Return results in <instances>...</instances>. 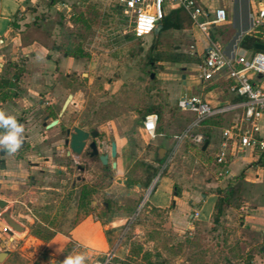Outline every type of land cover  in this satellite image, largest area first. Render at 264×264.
Returning <instances> with one entry per match:
<instances>
[{
    "label": "crops",
    "instance_id": "0c3cea01",
    "mask_svg": "<svg viewBox=\"0 0 264 264\" xmlns=\"http://www.w3.org/2000/svg\"><path fill=\"white\" fill-rule=\"evenodd\" d=\"M43 1L45 0H0V80L5 78V75L8 78L16 71L15 60L22 56L21 52L24 51L26 74L32 75L30 82L36 85L35 90H30V94L25 98L20 91V97L2 104L0 110L16 117L22 112L24 125H27L34 116V110L31 109L32 98L35 93H40L41 88L46 89L45 93L41 92L39 96L53 95L55 101L65 97L58 110L51 107L43 115L39 122V129L28 130L25 126L26 131L20 152L11 155L0 153V161L3 164L0 163V202L7 203L4 208L0 207V215L10 211L12 217L23 226V231H14V234L10 236L6 233L8 229L6 221L0 218V252L7 253L4 262L0 264H62L66 256L77 253H83L86 256V264H91L96 259L104 258L114 248L117 254L116 260L121 264H140L138 260L128 257L129 247L125 255H122L123 246H118V240L113 239L117 234L115 227L119 222H123L124 217L122 215L112 217L114 224L112 228L104 226L100 221L96 211L99 201L93 198L98 188L86 177L89 172L88 166L96 161L68 155L69 148L65 144L66 130L74 126L89 131L98 129L100 136L97 141L101 145V153L110 152V142L115 140L116 158H110L106 166V170L109 169L112 172L114 180L105 190L116 193L125 192L126 199L136 200L141 194V189L146 187L145 183L149 178L150 173L146 175V166L150 163L157 169L159 166L160 169L166 167L168 156L177 143L174 136L181 133L196 118L195 112L182 111L178 108L179 99L184 96L198 95L212 106L219 107L242 101L243 98L230 91V85L227 87V81L230 82V80L225 76L204 81L200 78L198 68L195 67V72H190L189 60L174 59L181 70L167 67L164 70L149 72L148 86L143 90L144 98L134 102L132 106L129 104L131 108L127 111L119 108L121 105H115L112 99H101L97 102L94 112L98 113L100 110L101 115L111 114L102 123L104 131L108 133V138H104L101 127L91 124L85 126L80 122L78 114L85 110L86 103L81 100L79 90L72 89L70 84L65 86L59 82L60 78L69 77L72 73L84 75V61L66 52L61 57L57 52L47 56L42 47L31 51L27 44H23L20 32L25 29V23L38 14L36 9L39 11L44 7L45 10L58 7L65 10L71 9L69 0L53 5L50 4L52 0H48L49 5ZM200 1L210 14L221 7L228 11V20L211 28V38L222 46L227 56L233 57L240 54L251 56L255 53L253 49L242 47L240 42L244 35L257 30L254 18L257 11L264 7V0ZM76 2L84 3L80 0ZM187 16L190 18L189 15ZM188 21V25L179 29L163 30L162 26L158 35L154 32L141 39L151 38L157 44L160 41L162 45L169 44V41L173 40L187 41L194 47V53L199 61H202L209 39L193 25L190 19ZM162 32H164L163 36H161ZM162 47L165 48V46ZM149 53L152 58L151 62H147L149 65L156 66L163 62L157 53ZM252 79L256 84L264 87V76L252 74ZM69 94L73 95L72 100L60 116L63 103ZM23 100L26 101L25 104ZM150 113L159 115L158 135L155 138L150 137L143 129L144 118ZM184 115L191 120L187 122L185 128L180 130L179 124L182 123ZM242 115L243 109L240 108L207 119L219 121L218 124L205 123L207 121L205 120L200 131L205 138L206 132L209 133L210 142L206 150H203L206 141L201 145L202 153H208L212 143L214 152L211 154L214 161V155L223 141V129L239 122ZM55 119H59L58 124L48 129L45 122L50 123ZM203 128L208 130L204 131ZM214 129L219 130L217 135ZM187 144L188 142L183 143L174 157L190 155L192 151L189 148L187 150ZM193 145L197 147L196 144ZM147 154L150 156L147 157ZM113 162H116V167H113ZM80 166H84L85 170L79 169ZM101 166L104 167L102 163ZM216 167L217 176L219 171H223L228 173L226 178L224 180L218 178L217 182L207 183V189L203 191L192 187L178 190L176 177L170 174L171 169H169L168 181L163 192L152 195L147 206L164 212L169 225L174 230L181 236L196 239L207 249L210 246L204 243V240L208 236V231H213L221 224L227 225L231 233L227 239H224V244H228L232 253V257L229 256V262L231 264H264V155L250 148L237 153L224 167L219 165ZM242 172L244 177L241 179L248 183L247 186L250 189L252 186L257 189L256 197L245 201L237 216L233 211L234 208L228 204L219 221L216 222L218 202L224 197V185L227 187L231 180ZM65 176L69 179L68 186L64 182ZM59 180L62 183H59ZM85 185L96 189L91 202L92 213L75 223L79 197ZM218 190H222V194H219ZM73 192L77 196L73 224L67 229L57 230L55 227L58 226L60 217L67 214L64 210L69 209L73 204L69 199ZM46 195H52L55 198L46 200ZM126 199L121 204L126 205ZM105 205L108 207L107 204ZM124 209L121 212L127 214L128 212ZM26 213L32 216L30 221L26 220L29 216ZM67 217L70 218L66 216V218L63 217L64 220ZM38 223L42 224V228L36 226ZM236 224L238 227L234 228ZM34 227L44 236H52L49 239L40 238L32 234ZM57 234L63 235L68 240L62 250L53 249L50 245V241ZM24 245L28 247L24 248Z\"/></svg>",
    "mask_w": 264,
    "mask_h": 264
},
{
    "label": "rangeland",
    "instance_id": "374dc122",
    "mask_svg": "<svg viewBox=\"0 0 264 264\" xmlns=\"http://www.w3.org/2000/svg\"><path fill=\"white\" fill-rule=\"evenodd\" d=\"M76 1H68L70 10H65L62 7L48 10H45L44 7L40 11L36 9L38 14L25 23V29L20 33H22L23 44H27L31 51L42 47L47 56H52L53 53L57 52L61 57L67 50L77 52V54H81V52L85 54L76 57L84 61L83 73L85 74L72 73L69 77L60 78L59 82L65 86L70 84L72 89L79 90L81 100L86 103L85 110L78 114L80 122L85 126L91 124L101 127L104 138H108V133L104 131L102 123L111 114L101 115L100 110L98 113L94 112L93 109L97 102L101 99H112L115 101V105H121L119 108L127 111L134 102L144 98L145 92L143 90L144 87L148 86L149 72L164 70L167 67L181 70L174 59L189 60L190 72H195V67L198 68L201 61L194 53V47L187 41L173 40L172 42L169 41V44L162 45L160 41L157 44L151 38H137L131 31L127 19L117 8V0H80L84 2L83 4H78ZM43 2L49 5L48 0ZM163 34L164 32L161 33V36ZM149 52L157 53L163 62L159 65L156 64V66L149 65L147 63V53ZM21 53L22 56L15 60L17 63L15 72L20 76L18 90L22 92L25 98L26 95L30 94V90H35L36 85L30 82L32 75L26 74L25 52L22 51ZM45 89L41 88L40 93H45ZM40 93H35L32 98L31 109L34 110V116L27 122L28 130L39 129V122L43 115L49 111L48 109L55 107L58 110L65 99L62 97L61 100L55 101L53 95L39 96ZM23 103L25 104L26 101L23 100ZM183 118L182 123L179 124L180 130L185 128L187 122L191 120L185 115ZM226 121L228 124V120ZM203 130H208V128H203ZM214 131L215 135L219 133L217 129ZM188 148L192 151L190 155L188 154L187 157L176 155L167 164L165 162L166 167L160 169L159 166L158 171L154 172L155 166L153 164L149 163L146 166V175L148 173L153 174V184L151 185H154L148 200L152 195L163 192L168 181L169 169H171L170 174L176 177V185L180 191L185 187L203 191L207 189V183L219 181L216 174L217 167L211 154L214 152L212 143L208 153H202L200 151L201 145L194 147L190 141H188L187 150ZM148 156L150 155L147 154ZM88 171L87 180L98 188L93 198L99 201L96 211L103 225L112 228L114 225L112 217L119 215L124 217L123 222H119L115 227L117 234L113 238L118 240V246H123L122 255H125L126 249L131 248L134 243L142 247L140 253L133 255L138 258L140 264L230 263L229 256L232 257V253H230L228 244H224V239H227L231 233L227 225L221 224L213 231H208L204 243H208L210 247L204 248L196 239L190 236H181L174 230L169 225L164 212L149 208L147 204L140 207L149 186L141 189V194L136 200L126 199L125 192L116 193L105 190L114 179L112 172L101 166L99 160L88 166ZM63 178L65 185L68 186L69 179L67 176ZM59 183H62L61 180ZM247 184L245 180H239L235 185L234 194L229 197L230 205L234 208L233 211L236 216L241 212L239 209L245 201H250V198L256 197L257 189L253 186L250 189ZM226 188L224 185V195ZM53 198L55 196L52 195L45 197L46 200ZM76 198L77 196L73 192L69 198L73 204L69 209L64 210L67 214L63 215L65 218L66 216L70 218L67 217L64 220L61 216L55 229L62 230L72 226ZM125 199L126 205L121 204ZM122 209L128 213H122ZM59 211L62 210L59 209ZM26 214L29 215L26 220L30 221L32 216L30 213ZM237 227L238 224L234 226V228ZM67 241L63 235L57 234L50 241V245L53 249L62 250ZM26 247L28 246L24 245V248ZM145 252L150 255L145 256ZM130 253L132 252L130 251Z\"/></svg>",
    "mask_w": 264,
    "mask_h": 264
},
{
    "label": "built area",
    "instance_id": "2783aa9c",
    "mask_svg": "<svg viewBox=\"0 0 264 264\" xmlns=\"http://www.w3.org/2000/svg\"><path fill=\"white\" fill-rule=\"evenodd\" d=\"M117 8L127 19L131 31L137 38H144L154 33L158 23L168 12L181 8L190 17L194 26L198 27L209 39V45L198 65L200 78L212 81L225 76L231 81L230 91L243 98L242 101L214 107L198 95L184 96L178 101L182 111H193L196 118L179 134L174 136L176 145L168 156L167 163L179 152L183 143L190 141L202 145L205 141L200 131L205 120L221 116L237 109H243L239 122L223 129V141L214 155L216 166L224 167L237 153L254 149L264 155V87L253 82L252 74L264 76V50L251 56L237 55L229 57L222 46L211 38V28L224 23L229 14L226 8H218L210 14L200 0H117ZM255 26L264 25V7L255 15ZM159 115L150 113L145 116L144 131L152 138L158 135ZM227 172L219 171L218 178L224 180ZM154 185L149 187L146 196L140 204H147L148 197ZM116 249L108 252L102 259H96L91 264H121L116 260Z\"/></svg>",
    "mask_w": 264,
    "mask_h": 264
},
{
    "label": "trees",
    "instance_id": "16d2710c",
    "mask_svg": "<svg viewBox=\"0 0 264 264\" xmlns=\"http://www.w3.org/2000/svg\"><path fill=\"white\" fill-rule=\"evenodd\" d=\"M61 1H63V0H52V3H50V4L53 5V4H56V3L61 2ZM187 15L188 14L181 8H177V9L172 10L162 20L163 30H166V29H169V28L179 29V28H182L183 26L188 25V23H189L188 19H190V18H188ZM256 29L257 30L255 32L244 35L243 38L241 39L240 44L244 48L253 49L255 52H258V51H260V49L256 48V44H258V43L264 44V38H263L264 25H258L256 27ZM66 53L68 55H70V56H73V57H80V56H84L85 55L83 52H81V54H77V52L75 53V52H72V51H69V50H67ZM151 61H152V58H151V55L149 53L147 62H151ZM230 84H231V81L230 82L227 81V87ZM205 123L218 124L219 121H209V120H207ZM209 136H210L209 133L206 132L205 141L208 142V143L210 142ZM200 151L202 152V147L200 148ZM104 168H106V166H104ZM155 171H158V169H156V167L154 169V172ZM152 177H153V174L150 173L148 181L145 183L146 187L150 186V184L152 183V181H153ZM243 177H244V172H242L238 176L234 177L233 180H231V182L228 184V186L226 188V191H225L226 193H225L224 197H222L219 200V202H218V215L216 216V219H215L216 222L219 221V218H220L221 214L224 213L225 206L230 204L229 197L231 195H233L234 192H235V185L238 183L237 180H239V179H241ZM95 192H96V189L94 187H91L90 185H85L82 188L81 194H80V197H79L78 212H77L75 223L80 222L82 219H84L86 216H88L89 214L92 213L91 202H92L93 194ZM217 192L219 194H222V190H218ZM36 226L38 228H40V227L42 228V224H40V223L36 224ZM32 234H34V235H36V236H38L40 238H43V239H49L52 236V235L44 236L42 233H40V231L38 229L36 230L35 227L32 229ZM130 251L132 253H130L128 255V257L130 259L138 260V258L134 257L133 255H137L138 253H140L142 251V247L140 245H136V244L133 243V245L130 248ZM145 254H146L145 256H147V255L149 256L150 255L148 252H145ZM151 264H153V263H151Z\"/></svg>",
    "mask_w": 264,
    "mask_h": 264
},
{
    "label": "water",
    "instance_id": "95a60500",
    "mask_svg": "<svg viewBox=\"0 0 264 264\" xmlns=\"http://www.w3.org/2000/svg\"><path fill=\"white\" fill-rule=\"evenodd\" d=\"M162 23H158L155 27V34L158 35L161 28ZM256 48L260 50H264V44L258 43L256 44ZM72 94H69L66 100L63 103L61 108L60 116L68 108L69 103L72 100ZM145 120V118H144ZM59 119H55L50 123L45 122V126L49 129L57 125ZM66 140L65 144L69 148L68 155L74 156H82L84 154H89L88 157L90 159H98L102 165L107 166L109 163L110 158L114 159L117 155V144L115 140H111L110 142V152L101 153L100 152V143H98V138L100 136V132L98 129H93L91 131L86 130L79 126H74L73 128H68L66 130ZM208 146V142L204 143L203 150H205ZM113 167H116V162H113ZM79 169L82 171L85 170L84 166H80ZM7 205L6 202H0V207H5ZM0 218L4 219L8 225V229H6V233L10 236L14 234V231H23V226L20 225L10 214V212H4L0 215ZM0 262H4L7 253L0 252Z\"/></svg>",
    "mask_w": 264,
    "mask_h": 264
},
{
    "label": "clouds",
    "instance_id": "9594fccd",
    "mask_svg": "<svg viewBox=\"0 0 264 264\" xmlns=\"http://www.w3.org/2000/svg\"><path fill=\"white\" fill-rule=\"evenodd\" d=\"M24 125L19 123L15 115L0 110V152L15 154L23 146ZM62 264H86L83 253L66 256Z\"/></svg>",
    "mask_w": 264,
    "mask_h": 264
},
{
    "label": "flooded vegetation",
    "instance_id": "af4514ba",
    "mask_svg": "<svg viewBox=\"0 0 264 264\" xmlns=\"http://www.w3.org/2000/svg\"><path fill=\"white\" fill-rule=\"evenodd\" d=\"M19 82H20V76H18V74L16 72H14L8 78L5 75V78H2L0 80V109L2 108V104L6 103L7 101H10V100L17 99L18 97L21 96L20 91L18 90ZM16 118H17L19 123L24 125V121H23L24 115H22V112H20V116H18ZM25 126L26 125H24V128H25ZM25 131H26V128H25ZM20 151H21V149L18 152H20ZM0 153L5 154L4 152H0ZM88 155L84 154L81 157L84 158L85 160H88V161H97L98 160V159H90L88 157ZM0 163H1V161H0ZM83 163H85V162H83ZM8 212H10V211H8Z\"/></svg>",
    "mask_w": 264,
    "mask_h": 264
},
{
    "label": "bare ground",
    "instance_id": "6f19581e",
    "mask_svg": "<svg viewBox=\"0 0 264 264\" xmlns=\"http://www.w3.org/2000/svg\"><path fill=\"white\" fill-rule=\"evenodd\" d=\"M0 257H2V256H0Z\"/></svg>",
    "mask_w": 264,
    "mask_h": 264
}]
</instances>
